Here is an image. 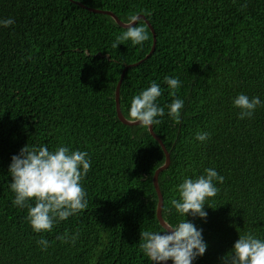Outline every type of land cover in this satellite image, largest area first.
Wrapping results in <instances>:
<instances>
[{"label": "trees", "instance_id": "obj_1", "mask_svg": "<svg viewBox=\"0 0 264 264\" xmlns=\"http://www.w3.org/2000/svg\"><path fill=\"white\" fill-rule=\"evenodd\" d=\"M76 2L124 23L143 15L154 52L145 59L153 36L143 20L149 40L113 48L126 29ZM7 18L15 23L0 26V264H153L139 244L142 229H162L153 176L165 153L147 127L118 120L122 73L124 117L152 82L161 88L155 103L165 115L153 130L170 155L158 176L162 217L202 230L208 247L193 264H224L239 234L264 240V0H0V20ZM166 76L179 78L175 97ZM240 94L260 98L252 118H239ZM176 98L184 101L179 122L165 107ZM198 131L210 138L196 140ZM27 145L86 151L91 161L81 181L87 208L50 232H35L28 208L12 203L9 167ZM206 168L224 177L205 201L207 218L180 216L170 203L179 184ZM65 232L67 243L57 239Z\"/></svg>", "mask_w": 264, "mask_h": 264}, {"label": "clouds", "instance_id": "obj_2", "mask_svg": "<svg viewBox=\"0 0 264 264\" xmlns=\"http://www.w3.org/2000/svg\"><path fill=\"white\" fill-rule=\"evenodd\" d=\"M139 14L129 16L126 31H123L112 44L117 48L124 41H131L134 45H141L149 40L146 27ZM15 21L12 18L0 20V26L9 27ZM133 25H137L133 27ZM164 82L173 90L180 87L179 78L166 76ZM162 94L159 84L152 82L150 87L144 89L139 95L133 97L128 115L125 117L129 124H139L140 127H150L162 123L157 117L165 115L164 107L155 102ZM259 97L249 98L240 94L233 101V106L240 109L239 118H252L255 109L260 106ZM168 115L177 122L180 120L184 101L176 98L166 105ZM196 140L204 142L210 138L207 132L198 131ZM91 168V161L86 151H72L68 147L60 146L55 151H49L47 146L21 149L19 155L12 157L9 173L12 177L11 191L15 194L14 206L27 207V219L37 233L50 232L54 222L67 220L80 210L87 208L86 192L81 181ZM204 175L197 178H185L179 184V199L173 198L170 203L176 212L183 217L191 214L193 217L207 218L204 210L207 198L215 197L219 189L216 181L223 184L224 177L212 168L204 169ZM36 201L35 206L27 203ZM78 235V234H77ZM69 234L65 232L57 239L67 243ZM77 236H72L75 243ZM37 244L42 250L49 247V241L40 239ZM141 251L153 262L162 264L172 260L174 264H193L198 256H203L207 244L203 240L202 230L187 219L176 224L164 222L160 231L141 230ZM224 264H264V240L257 238L252 232L239 234L234 248L224 258Z\"/></svg>", "mask_w": 264, "mask_h": 264}, {"label": "water", "instance_id": "obj_3", "mask_svg": "<svg viewBox=\"0 0 264 264\" xmlns=\"http://www.w3.org/2000/svg\"><path fill=\"white\" fill-rule=\"evenodd\" d=\"M77 5H79L80 7L82 8H85L87 9L89 12L91 13H95V14H102V15H107L109 17H111L114 22L121 28H125L126 29V24L127 23H124L122 22L115 14H113L112 12L110 11H100V10H96V9H93V8H86L84 7L81 3L79 2H76ZM140 19H142L145 24L147 25V27L150 29L151 33H152V36H153V44H152V49L150 51V53L145 57V59H148L150 57V55L154 52L155 50V45H156V37H155V32L153 30V27L150 25V22L143 16V15H140ZM135 25H133L134 27ZM140 64V62L138 63H135L134 65H130V66H126V68L124 69V71L130 67H135V66H138ZM123 76H124V73H122L121 75V78H120V81L118 83V85L116 86V89H115V93H114V100H115V105H116V114H117V118L118 120L123 123L124 125H128V126H139V124H129L125 117L123 116V114L121 113V109H120V103H119V96H120V86H121V82L123 80ZM147 130L148 132L150 133V135L152 136V138L161 146V148L163 149L164 153H165V163L163 164V166H161L160 168H158L153 176V186H154V189H155V193L157 195V198H158V203H157V209H156V218H157V221L159 223V225L163 228L164 226V218L162 217V208H163V196H162V193L160 191V187H159V184H158V176L161 172L165 171L169 165H170V155L169 153L166 151L162 141L159 139V137L154 133V130H153V126H150V127H147ZM162 264H172L170 263L169 261L167 262H162Z\"/></svg>", "mask_w": 264, "mask_h": 264}]
</instances>
